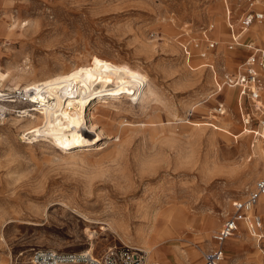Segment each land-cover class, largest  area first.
<instances>
[{
	"label": "rangeland",
	"instance_id": "obj_1",
	"mask_svg": "<svg viewBox=\"0 0 264 264\" xmlns=\"http://www.w3.org/2000/svg\"><path fill=\"white\" fill-rule=\"evenodd\" d=\"M247 9V0H0V91L87 65L117 70L149 97L93 100L88 122L100 108L112 126L74 149L43 137L29 143L24 131L41 123L20 112L35 107L8 104L0 116V264H33L38 251L98 256L119 244L162 264H203L213 231L264 165L257 120H242L244 112L263 118L264 109L239 104L237 90L215 92L250 53L227 48L229 25L237 28ZM261 27L242 41L259 43ZM208 39L217 45L200 57L192 43ZM217 103L224 114L213 111ZM256 207L264 233V196ZM224 248V264H264V236L244 225Z\"/></svg>",
	"mask_w": 264,
	"mask_h": 264
},
{
	"label": "built area",
	"instance_id": "obj_2",
	"mask_svg": "<svg viewBox=\"0 0 264 264\" xmlns=\"http://www.w3.org/2000/svg\"><path fill=\"white\" fill-rule=\"evenodd\" d=\"M248 9L238 19L237 28L233 24L229 25L231 42L227 44L228 49H234L236 46L244 45L250 49V53L232 72H224L220 82L217 83L219 92L222 88H230L238 91V102L247 101L248 104H254L261 101V95L264 90V7H261L260 0H247ZM260 6V7H259ZM261 24L259 43L254 41H242L243 34L255 24ZM217 41L208 39L206 45L202 47L198 41H193L192 46L199 51L200 57H205L207 53L214 49ZM4 99L14 98L17 101L31 102V96L27 93H21L20 90H4ZM264 104L257 106L256 110L264 109ZM213 111L222 115L225 113L223 103H217ZM3 110H0V116H5ZM243 124L251 126L253 120H257L254 130L255 141L260 144L264 161V117H255L252 112H244L242 116ZM264 196V165L260 176L255 180L251 189L246 195L232 203L231 213L221 222L219 227L213 231L211 239L213 246L202 251L203 264H224L225 250L224 244L233 236V234L244 225L247 231L257 238L264 236L260 232L262 229V218L253 212L254 206L259 199ZM33 264H162L158 259L150 257L148 251L143 248L119 244L105 249L100 255L93 256L91 253L67 252L59 253L54 251H38L32 255Z\"/></svg>",
	"mask_w": 264,
	"mask_h": 264
},
{
	"label": "bare ground",
	"instance_id": "obj_3",
	"mask_svg": "<svg viewBox=\"0 0 264 264\" xmlns=\"http://www.w3.org/2000/svg\"><path fill=\"white\" fill-rule=\"evenodd\" d=\"M3 77L1 81H4ZM116 84L120 88H115ZM18 90L31 96L29 101L38 102L28 104V106L35 107L30 110L36 113L30 110L20 112L23 118L37 119L41 123L40 126L24 131L23 135H32L28 140L29 143L41 137L45 141L50 138L62 147L70 149L93 145L112 126L103 124L102 116L99 117L100 108L88 122L87 110L94 102L93 100L101 97L108 100L132 94L137 97L142 96L143 103L149 98L135 82L117 70L87 65H78L68 72L32 82ZM2 96H5V93L1 90L0 110L6 113L8 104L17 103V99L7 100ZM259 101L253 104L254 108L258 106ZM258 149L262 150L260 146ZM87 253H91L90 250Z\"/></svg>",
	"mask_w": 264,
	"mask_h": 264
},
{
	"label": "crops",
	"instance_id": "obj_4",
	"mask_svg": "<svg viewBox=\"0 0 264 264\" xmlns=\"http://www.w3.org/2000/svg\"><path fill=\"white\" fill-rule=\"evenodd\" d=\"M259 40H260V39H259ZM262 197H263V196H262ZM262 197H261V198H262ZM261 198H260V199H261ZM260 199H259V201H258V203H257L256 205L259 204ZM256 205H255L254 207H256ZM256 209H257V207H256ZM253 212H254L255 214L259 215L258 213L255 212V209H254V208H253ZM259 216H260V215H259ZM260 217H261V216H260ZM240 227H241V226H240ZM238 230H239V229H238ZM261 231H262V229L260 230V232H261ZM261 233H263V232H261ZM249 234H250V233H249ZM263 234H264V233H263ZM250 235H251V234H250ZM251 236H252V235H251ZM253 237H255V236H253ZM255 238H257V237H255ZM257 239H260V238H257ZM224 250H225V248H224ZM202 262H203V261H202Z\"/></svg>",
	"mask_w": 264,
	"mask_h": 264
}]
</instances>
